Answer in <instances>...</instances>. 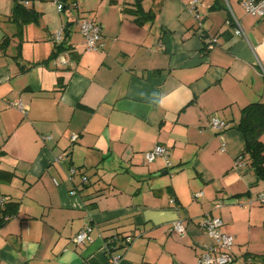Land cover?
<instances>
[{
  "label": "crops",
  "instance_id": "1",
  "mask_svg": "<svg viewBox=\"0 0 264 264\" xmlns=\"http://www.w3.org/2000/svg\"><path fill=\"white\" fill-rule=\"evenodd\" d=\"M18 1L15 14V0H0V214L10 213L0 264H112L118 253V264H196L212 241L198 224L207 212L234 237L228 264H264V179L240 158L237 128L247 104L264 102V17L242 0H143L154 13L142 23L124 10L133 0H77L57 13L49 0ZM82 16L100 23L99 49L86 47ZM56 28L69 49L50 59ZM212 116L227 126L215 130ZM156 144L171 165L145 161ZM71 165L85 185L68 179ZM85 225L90 239L75 242ZM114 233L132 240L111 254Z\"/></svg>",
  "mask_w": 264,
  "mask_h": 264
},
{
  "label": "built area",
  "instance_id": "2",
  "mask_svg": "<svg viewBox=\"0 0 264 264\" xmlns=\"http://www.w3.org/2000/svg\"><path fill=\"white\" fill-rule=\"evenodd\" d=\"M77 1V0H75ZM27 2L26 0L24 1ZM55 8L58 11L63 10V4L59 0H52ZM197 0H192L191 3L194 5ZM242 6L245 11L253 16L264 17V0H242ZM229 17L227 23H231L234 27V33L236 35L244 36L243 27L239 19L235 16L231 8L229 7ZM77 24L79 31L84 38L85 45L88 49H99L103 45V36L101 32L100 23L91 16H82L77 19ZM63 29H59L56 33L52 35L55 42L62 40ZM214 39H212L213 41ZM212 43V42H211ZM209 43L208 47H211ZM62 63H66L64 58H61ZM15 108L19 109L21 112H26V106L21 101H15L10 103ZM210 126L215 130H223L227 124L225 121L212 116L209 122ZM47 136H44V138ZM77 138L76 134L71 135V140ZM156 156H163L167 160V165H171L169 161V150L165 145L156 144L151 149L144 152V159L146 162H151ZM63 160V154H59L55 157L56 162ZM79 174L81 183H86L88 177L85 173L80 172L77 167L71 165L67 168V177L69 180H73L74 176ZM76 192V189L72 188L70 193ZM202 195V191L194 193V197H199ZM258 200L260 203H264V192L258 195ZM1 203L3 198H0ZM220 205L219 202L215 203V207ZM200 228L212 239L211 243L204 244L202 251L197 256L196 264H228L232 261L233 256L231 253V247L234 242V237L229 232L224 230V220L219 215L213 214L212 212L204 213L198 222ZM171 228L177 233H181L184 230V222L180 219L172 223ZM91 231L90 225L83 226L79 232L75 235L74 241L77 243H83L90 239L89 232ZM132 240V236L126 235L121 236L117 233L111 234L105 238V246L107 253L111 251L125 248ZM112 254V253H111ZM121 254H109V261L112 264H118ZM247 264H255L250 256L247 257Z\"/></svg>",
  "mask_w": 264,
  "mask_h": 264
},
{
  "label": "trees",
  "instance_id": "3",
  "mask_svg": "<svg viewBox=\"0 0 264 264\" xmlns=\"http://www.w3.org/2000/svg\"><path fill=\"white\" fill-rule=\"evenodd\" d=\"M59 1L63 4V9L68 7H77L75 0ZM142 1L143 0H133L131 8H124L125 11H128L134 15V20L138 23H142L145 19L152 16V14L154 13L151 8L148 10H144ZM161 1L162 0H160V2ZM13 9L15 10V14L17 12L21 13L25 11L22 3H20L18 0H15ZM211 42L212 40L207 42L205 47L208 48V45ZM54 43V48L52 49V52L49 56L50 59L57 57L61 52L67 51L69 49V47L65 46L66 43L63 39L59 42L54 41ZM237 128L241 132L244 140V148L242 150L240 158L246 157V161L253 168L256 175H258L261 179H264V139L261 138V136L264 135V102H253L247 104L243 108V114L237 124ZM85 184L86 183H82V185ZM8 215H10V213H8L7 210H3V212H1L0 224Z\"/></svg>",
  "mask_w": 264,
  "mask_h": 264
},
{
  "label": "rangeland",
  "instance_id": "4",
  "mask_svg": "<svg viewBox=\"0 0 264 264\" xmlns=\"http://www.w3.org/2000/svg\"><path fill=\"white\" fill-rule=\"evenodd\" d=\"M49 2L53 5L52 0H49ZM54 7H55V6H54ZM56 10H57V9L55 8V12H56ZM57 11H58V10H57ZM58 12H59V11H58ZM56 13H57V12H56ZM60 16H61V17L63 16V13H62V12L60 13ZM58 30H59V29L56 28L53 32L56 33ZM72 30H73L74 32L77 31V29H76V25H73ZM54 33H53V34H54Z\"/></svg>",
  "mask_w": 264,
  "mask_h": 264
}]
</instances>
